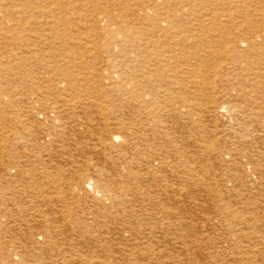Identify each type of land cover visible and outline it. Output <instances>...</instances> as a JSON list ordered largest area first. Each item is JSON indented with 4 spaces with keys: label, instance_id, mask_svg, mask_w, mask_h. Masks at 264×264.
<instances>
[{
    "label": "bare ground",
    "instance_id": "obj_1",
    "mask_svg": "<svg viewBox=\"0 0 264 264\" xmlns=\"http://www.w3.org/2000/svg\"><path fill=\"white\" fill-rule=\"evenodd\" d=\"M0 264H264V0H0Z\"/></svg>",
    "mask_w": 264,
    "mask_h": 264
}]
</instances>
